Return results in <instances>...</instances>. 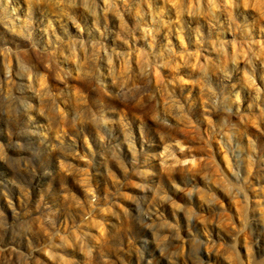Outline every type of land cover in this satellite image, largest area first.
<instances>
[{
	"label": "clouds",
	"instance_id": "clouds-1",
	"mask_svg": "<svg viewBox=\"0 0 264 264\" xmlns=\"http://www.w3.org/2000/svg\"><path fill=\"white\" fill-rule=\"evenodd\" d=\"M264 0H0V264H264Z\"/></svg>",
	"mask_w": 264,
	"mask_h": 264
},
{
	"label": "rangeland",
	"instance_id": "rangeland-1",
	"mask_svg": "<svg viewBox=\"0 0 264 264\" xmlns=\"http://www.w3.org/2000/svg\"><path fill=\"white\" fill-rule=\"evenodd\" d=\"M252 195H253L254 198H255L257 195L264 196V194H260V193H253Z\"/></svg>",
	"mask_w": 264,
	"mask_h": 264
}]
</instances>
